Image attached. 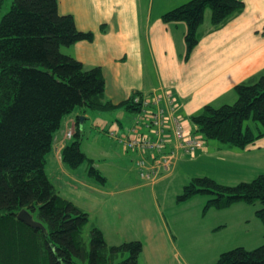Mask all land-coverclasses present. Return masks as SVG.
Wrapping results in <instances>:
<instances>
[{
  "label": "trees",
  "instance_id": "1",
  "mask_svg": "<svg viewBox=\"0 0 264 264\" xmlns=\"http://www.w3.org/2000/svg\"><path fill=\"white\" fill-rule=\"evenodd\" d=\"M2 4L0 0V8ZM243 5L242 0H188L165 11L161 19L185 23L183 59L187 60L200 38L206 8L211 28H217ZM92 38L91 31L76 27L72 14L58 12L57 0H11L0 16V264H141L143 245L138 239L108 244L92 222L86 239L88 213L61 196L45 171L54 133L75 108L84 113L115 107L138 110L128 98L115 104L106 99L101 68H86L60 48ZM233 91L232 102L205 104L189 120L203 140L242 149L264 136V71L252 81L237 83ZM78 123L77 115L75 139L61 149V161L70 168L85 161L87 174L105 182L79 148ZM174 148L170 142L165 152ZM200 148L193 153L177 148L170 173L180 159H193ZM198 194L208 195L203 212L258 202L254 214L264 224V172L233 185L193 176L177 200ZM21 209L41 227L18 219ZM211 264H264V242L252 249L237 246L223 251Z\"/></svg>",
  "mask_w": 264,
  "mask_h": 264
},
{
  "label": "crops",
  "instance_id": "2",
  "mask_svg": "<svg viewBox=\"0 0 264 264\" xmlns=\"http://www.w3.org/2000/svg\"><path fill=\"white\" fill-rule=\"evenodd\" d=\"M186 1L188 0H57V7L59 13L72 14L79 30L93 33L92 40L77 41L63 51L74 56L86 68H101L106 99L115 104L127 99L135 91L153 93L168 88L179 102L178 112L182 116L186 132L192 135L194 127L189 120L191 114L205 104L218 106L232 102L235 99L233 87L237 83L252 81L264 71V0H242L243 8L217 28H211L210 10H207L199 27L198 43L188 59L184 60L185 23L164 22L161 15ZM115 109H118L119 118H113L106 127L103 126L106 121L99 118L97 123H101V129H98L108 138L111 137L122 153H130L129 161L136 169V153L123 150L121 142L107 131L116 127L120 133L123 132L131 124L135 111L124 107ZM79 112L83 115H79ZM77 115L85 117L80 109L78 114L70 113L64 117L59 131L54 133L52 147L48 152L49 159L58 167L59 174L69 169L61 161L60 151L72 139H64L63 134L68 128L75 130ZM122 117H127V122H122ZM195 136L202 139V148L196 151L193 159H180L179 165L193 160L197 163L207 156L213 155L215 158L214 155H217L220 156L217 160L229 156V161L251 167L253 171L259 168L264 172L260 168L261 165L264 166V136L240 150L210 144V140L205 141L201 136ZM210 146L214 148L213 154H209ZM69 176L74 182L80 183L72 173ZM164 177L155 183L161 182ZM125 179H128V173L124 174L120 183ZM143 184L153 185L144 181ZM108 192L115 193L114 190ZM241 203H235L226 209L232 214L234 207H247ZM153 205L155 213L145 221V240H142L140 263L174 264L172 259L178 252L174 238L168 232L164 216L156 210L154 202ZM255 206L256 209L259 204ZM249 211L250 214L253 212V216L246 218L247 222L256 217L253 210ZM223 224L225 221L217 223L216 227ZM95 225L100 227L107 243H110L104 228L100 224ZM182 263L188 264L186 261Z\"/></svg>",
  "mask_w": 264,
  "mask_h": 264
},
{
  "label": "rangeland",
  "instance_id": "3",
  "mask_svg": "<svg viewBox=\"0 0 264 264\" xmlns=\"http://www.w3.org/2000/svg\"><path fill=\"white\" fill-rule=\"evenodd\" d=\"M10 3L11 0H3L0 16ZM207 10L209 9L206 8L204 13ZM60 48L63 51L65 46ZM79 109L75 108L71 115L78 114ZM117 110L115 108L103 111L87 109L85 119L79 126L81 132L79 148L93 160V165L105 177V182H100L87 174L85 161L75 168L68 167L66 172L59 174L58 167L49 159V153L46 155L45 171L49 180L56 185L59 194L90 213V222L84 228L86 239L92 222L104 228L110 243L135 239L142 242L145 237V221L147 218L151 219L155 213L154 202L156 210L161 212L168 224L170 236L174 238V245L178 251L172 259L174 264H184L183 261L188 264H211L223 251L237 246L252 249L264 242V224L260 219L252 217L250 222L245 220L250 215L253 216V212L250 214L249 210L254 211L257 207L255 204H259L258 202L241 203L247 207L243 209L234 207L233 213L230 214L229 209L226 208L222 211L209 208L203 212L204 204L208 199L206 194L177 200L183 185L193 176L206 175L218 183L233 185L239 181L250 180L262 170L258 168L253 171L251 167L229 161L227 160L229 156L223 160H217L220 156L214 155V158L210 155L197 163L193 160L178 164L161 182L155 185H144L129 161L130 153H122L111 137L108 138L98 129L101 127V123H97L99 118L106 121L103 125L106 127L113 118H119ZM79 115L83 113L79 112ZM127 120V117L121 118L122 122ZM193 134L197 135L196 132ZM74 139L73 135L72 140ZM210 142V144L219 145L216 140L210 139ZM209 149V154H213L214 148L210 146ZM237 158L240 160V157ZM260 168L264 169V166L261 165ZM69 173L78 178L80 183L74 182ZM126 173H128V179L120 183ZM109 190H114L115 193H109ZM224 221L225 224L216 227L217 223ZM114 240L116 242H112ZM77 262L87 264L86 261Z\"/></svg>",
  "mask_w": 264,
  "mask_h": 264
},
{
  "label": "built area",
  "instance_id": "4",
  "mask_svg": "<svg viewBox=\"0 0 264 264\" xmlns=\"http://www.w3.org/2000/svg\"><path fill=\"white\" fill-rule=\"evenodd\" d=\"M131 101L139 107L133 122L119 135L123 149L136 152L135 165L139 176L146 182H155L162 173L170 170L177 148L193 153L200 140L187 135L182 120L176 114L177 103L169 90L152 94H134ZM71 129L65 131L70 137ZM110 134L116 135L114 130ZM173 141L174 150L165 152Z\"/></svg>",
  "mask_w": 264,
  "mask_h": 264
},
{
  "label": "water",
  "instance_id": "5",
  "mask_svg": "<svg viewBox=\"0 0 264 264\" xmlns=\"http://www.w3.org/2000/svg\"><path fill=\"white\" fill-rule=\"evenodd\" d=\"M78 118L80 122H82L84 119L83 116H80ZM16 217L21 221L27 223L28 225L41 227V223L35 221L26 209L19 210L16 214Z\"/></svg>",
  "mask_w": 264,
  "mask_h": 264
},
{
  "label": "bare ground",
  "instance_id": "6",
  "mask_svg": "<svg viewBox=\"0 0 264 264\" xmlns=\"http://www.w3.org/2000/svg\"><path fill=\"white\" fill-rule=\"evenodd\" d=\"M194 138H197L198 140H200L201 145H202V139L200 137L194 136Z\"/></svg>",
  "mask_w": 264,
  "mask_h": 264
}]
</instances>
